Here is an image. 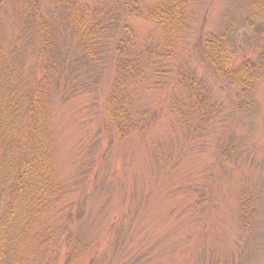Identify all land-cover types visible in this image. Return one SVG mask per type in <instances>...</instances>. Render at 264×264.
I'll use <instances>...</instances> for the list:
<instances>
[{
    "label": "rangeland",
    "instance_id": "374dc122",
    "mask_svg": "<svg viewBox=\"0 0 264 264\" xmlns=\"http://www.w3.org/2000/svg\"><path fill=\"white\" fill-rule=\"evenodd\" d=\"M2 1L0 39L11 52L21 29L17 0ZM58 1L39 0L57 59L73 65L63 69L65 86L49 94L52 168L68 194L33 229L46 239L45 227L59 210L65 214L55 226L59 237L46 249V264L64 263L66 226L88 247L94 264H264V79L252 105L240 111L234 104L239 89L218 82L200 53L203 37L229 30L239 51L236 64L257 62L264 49V14L251 26L245 22L254 0H198L201 20L173 49L172 59H166L161 29L126 19L135 38L130 72L118 73L108 57L101 71L91 69L98 83L90 87ZM75 1L110 9L107 0ZM18 45L19 76L27 81L31 44L22 39ZM184 78L201 86L202 108L190 109L194 101ZM114 81L133 125L122 139L104 112ZM73 82L82 86L62 93ZM35 251L29 238L21 252L36 257Z\"/></svg>",
    "mask_w": 264,
    "mask_h": 264
},
{
    "label": "trees",
    "instance_id": "16d2710c",
    "mask_svg": "<svg viewBox=\"0 0 264 264\" xmlns=\"http://www.w3.org/2000/svg\"><path fill=\"white\" fill-rule=\"evenodd\" d=\"M107 1L110 8L107 10L79 4L75 0L58 1L65 30L75 42L74 45L70 40L75 52L77 54L79 50L83 55L84 69L79 71L88 74L89 87L98 83V76H93L91 69L101 71V63L104 64L108 57L113 58L118 73L130 72L131 62L127 58L135 38L126 19L143 20L161 29L164 46L168 49L166 59L176 56L173 49L186 42L194 25L201 20L202 7L198 0ZM2 4L0 0V10ZM16 4V17L21 29L13 50H5L0 39V264H46V249L59 237L55 226L65 214L59 210L54 223L45 227L44 230L49 232L46 239L42 236L43 231L33 232V229L68 194L55 179L52 168L49 94L54 87L65 86L60 84L61 79L67 77L63 69L73 65L61 55L57 59L55 36L42 15L39 0H17ZM251 8L252 12L245 20L248 26L254 17L264 14V0H254ZM22 39L30 42L31 60L33 56L29 70L32 75L27 81L20 79V65L14 54ZM200 53L218 82L226 88L239 89L235 107L241 111L252 105L253 92L264 79V49L257 62L242 59L236 64L238 47L230 31L225 30L203 37ZM18 59L21 60L19 56ZM155 71L160 70L155 67ZM190 79L184 78V85L191 94L190 100L194 101L190 109L198 108L195 106L198 104L202 108L205 105L202 88L200 85L195 87V81ZM145 80L143 77L142 82ZM115 82L111 92L106 94L104 112L111 131L122 139L131 134L133 125L128 108L116 93ZM76 83L62 88V93L71 95L75 85L82 86V83ZM60 97L62 100V95ZM181 112L180 109L177 111L178 116ZM179 119L186 123L183 115ZM61 231L65 234L67 251L63 264H94V260L87 257L88 247L67 226ZM29 238L33 239L36 257L21 252Z\"/></svg>",
    "mask_w": 264,
    "mask_h": 264
}]
</instances>
